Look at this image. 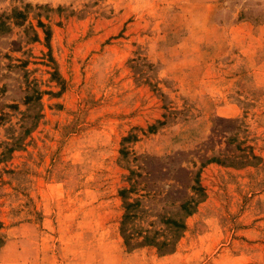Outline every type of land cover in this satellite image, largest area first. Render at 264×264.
<instances>
[{"label": "rangeland", "instance_id": "rangeland-1", "mask_svg": "<svg viewBox=\"0 0 264 264\" xmlns=\"http://www.w3.org/2000/svg\"><path fill=\"white\" fill-rule=\"evenodd\" d=\"M0 264H264V0H0Z\"/></svg>", "mask_w": 264, "mask_h": 264}, {"label": "trees", "instance_id": "trees-1", "mask_svg": "<svg viewBox=\"0 0 264 264\" xmlns=\"http://www.w3.org/2000/svg\"><path fill=\"white\" fill-rule=\"evenodd\" d=\"M195 189L199 190L200 187ZM196 204L197 202L192 200L191 198L190 200H187L184 203H182L180 207L185 210L186 216H190L194 212ZM139 205H140L139 201H135V202L125 201V205H124L125 214L122 221L121 231L126 245H129L130 239L134 235L133 233L130 232V228H129L130 219L133 220L132 218H135L134 216L137 215V213L131 212V209L139 207ZM168 223L176 227L174 231H176L177 228H179V230L180 229L183 230L185 228V224L183 221L178 222V220H170ZM157 233H160L159 229L145 228V229H141L137 235L140 234V237L142 238L141 243H143V245H150V246L152 245V246H156L157 248H165V251L159 253L160 255L172 253L170 252V250L172 249L171 247L174 243L167 241L158 242L156 240H152L151 235Z\"/></svg>", "mask_w": 264, "mask_h": 264}, {"label": "crops", "instance_id": "crops-1", "mask_svg": "<svg viewBox=\"0 0 264 264\" xmlns=\"http://www.w3.org/2000/svg\"><path fill=\"white\" fill-rule=\"evenodd\" d=\"M174 254L173 253H170L168 255H164V256H159L158 258L162 259V258H166V257H171L173 256Z\"/></svg>", "mask_w": 264, "mask_h": 264}]
</instances>
